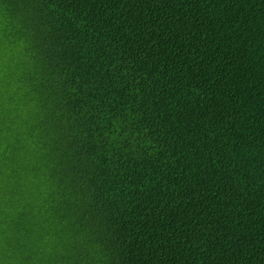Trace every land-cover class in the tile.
I'll return each instance as SVG.
<instances>
[{
    "label": "trees",
    "instance_id": "obj_1",
    "mask_svg": "<svg viewBox=\"0 0 264 264\" xmlns=\"http://www.w3.org/2000/svg\"><path fill=\"white\" fill-rule=\"evenodd\" d=\"M98 264H264V0H35Z\"/></svg>",
    "mask_w": 264,
    "mask_h": 264
},
{
    "label": "clouds",
    "instance_id": "obj_2",
    "mask_svg": "<svg viewBox=\"0 0 264 264\" xmlns=\"http://www.w3.org/2000/svg\"><path fill=\"white\" fill-rule=\"evenodd\" d=\"M35 0H0V264H98L108 234L75 170Z\"/></svg>",
    "mask_w": 264,
    "mask_h": 264
}]
</instances>
